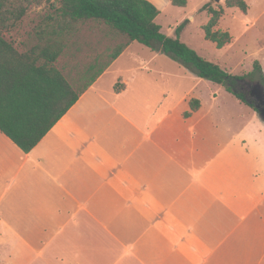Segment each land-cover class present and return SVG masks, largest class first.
<instances>
[{"label":"crops","instance_id":"crops-1","mask_svg":"<svg viewBox=\"0 0 264 264\" xmlns=\"http://www.w3.org/2000/svg\"><path fill=\"white\" fill-rule=\"evenodd\" d=\"M127 50L31 152L0 131V264H264V133L204 129L193 92L141 119L100 86Z\"/></svg>","mask_w":264,"mask_h":264},{"label":"trees","instance_id":"trees-1","mask_svg":"<svg viewBox=\"0 0 264 264\" xmlns=\"http://www.w3.org/2000/svg\"><path fill=\"white\" fill-rule=\"evenodd\" d=\"M169 1L175 7L188 6V0ZM44 4L50 5L49 12L32 29L34 43L9 40L8 35L20 27L30 10ZM226 7L237 8L245 15L249 11L246 0H227ZM201 11L210 15L202 28L205 39L218 49L231 44L229 32L215 30L225 10L206 4ZM160 13L147 0H0V131L23 152H31L133 42L181 62L199 78L226 87L237 100L257 111L243 87L246 76H234L201 57L179 37L165 36L156 22ZM186 23L177 29L178 35ZM91 25L124 41L84 64L70 80L58 63ZM248 76L264 86L259 61L254 62ZM123 88L116 84L115 91ZM200 106L197 99L190 101L191 112Z\"/></svg>","mask_w":264,"mask_h":264},{"label":"rangeland","instance_id":"rangeland-1","mask_svg":"<svg viewBox=\"0 0 264 264\" xmlns=\"http://www.w3.org/2000/svg\"><path fill=\"white\" fill-rule=\"evenodd\" d=\"M226 1L216 3L211 0L209 3L213 9L225 10L215 30L229 32L233 41L223 49H218L214 43L205 39L202 28L208 23L210 15L201 11L203 0H192L186 10L171 7L156 22L162 27L165 36L173 39L179 37L201 57L220 65L234 76H246L244 90L257 103L256 95H251L252 91L257 87L264 90V86L257 78L248 75L253 72L255 61H259L264 69V0H247L250 6L247 15L237 8H227ZM49 6L44 4L30 10L24 22L8 35V39L33 44L32 29L49 12ZM184 21L187 23L178 35L177 29ZM95 26L85 28L58 63L70 80H73L84 64L93 62L97 56L105 54L107 49H113L124 41ZM116 77L134 83V112L139 113L141 119L158 108L161 111L182 109L180 105L183 99L193 92L195 96L190 97L188 106L193 98H202L206 108L213 106L212 113L202 123L204 129L213 128L217 133H264V121L259 113L237 100L226 87L199 78L181 62L137 42L115 63L100 86L105 90L111 88L117 83ZM192 127L188 126V130Z\"/></svg>","mask_w":264,"mask_h":264},{"label":"water","instance_id":"water-1","mask_svg":"<svg viewBox=\"0 0 264 264\" xmlns=\"http://www.w3.org/2000/svg\"><path fill=\"white\" fill-rule=\"evenodd\" d=\"M216 3H220L221 0H213ZM252 96L256 95V102L255 106L257 109V112L259 113L260 117L262 118V120L264 121V90L261 89L260 87L255 88L252 91Z\"/></svg>","mask_w":264,"mask_h":264}]
</instances>
